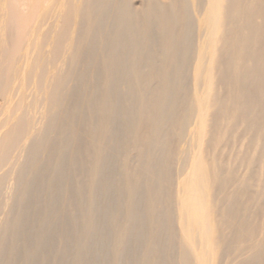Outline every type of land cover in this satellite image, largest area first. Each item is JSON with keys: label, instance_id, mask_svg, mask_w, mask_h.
Listing matches in <instances>:
<instances>
[{"label": "bare ground", "instance_id": "obj_1", "mask_svg": "<svg viewBox=\"0 0 264 264\" xmlns=\"http://www.w3.org/2000/svg\"><path fill=\"white\" fill-rule=\"evenodd\" d=\"M0 264H264V0H0Z\"/></svg>", "mask_w": 264, "mask_h": 264}, {"label": "rangeland", "instance_id": "obj_2", "mask_svg": "<svg viewBox=\"0 0 264 264\" xmlns=\"http://www.w3.org/2000/svg\"><path fill=\"white\" fill-rule=\"evenodd\" d=\"M136 4L138 5L140 3V0H135Z\"/></svg>", "mask_w": 264, "mask_h": 264}]
</instances>
